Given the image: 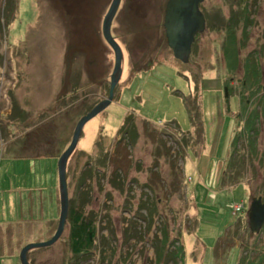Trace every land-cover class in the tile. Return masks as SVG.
I'll return each instance as SVG.
<instances>
[{"label":"rangeland","instance_id":"374dc122","mask_svg":"<svg viewBox=\"0 0 264 264\" xmlns=\"http://www.w3.org/2000/svg\"><path fill=\"white\" fill-rule=\"evenodd\" d=\"M110 2L0 0V219L26 199L8 187H41L44 156L56 171L78 118L107 96ZM165 2L119 1L113 98L67 160L69 201L96 227L90 253L72 254L67 219L56 241L27 251L30 264H251L264 254V224L251 232L247 216L252 197L264 201V0H202L205 27L186 62L167 46ZM254 105L256 132L241 135ZM57 218L0 224V264H21L22 247L49 239Z\"/></svg>","mask_w":264,"mask_h":264},{"label":"water","instance_id":"95a60500","mask_svg":"<svg viewBox=\"0 0 264 264\" xmlns=\"http://www.w3.org/2000/svg\"><path fill=\"white\" fill-rule=\"evenodd\" d=\"M120 0H111L106 13L103 16L101 32L104 40L114 53V65L110 74L108 94L99 100L86 113L76 121L70 137V141L57 159L59 213L56 228L51 237L45 241L27 243L20 250L21 264H30L27 259V251L31 248L43 247L52 244L61 234L68 209V191L66 182V164L69 156L73 153L77 139L85 122L103 110L113 98V90L120 76L121 51L115 39L110 33V24L116 12ZM202 0H166L163 15V28L166 43L174 58L181 62L188 60L191 43L196 33L203 31L205 17L199 8ZM248 226L251 232L260 231L264 224V201L261 196L251 198L248 205Z\"/></svg>","mask_w":264,"mask_h":264},{"label":"crops","instance_id":"0c3cea01","mask_svg":"<svg viewBox=\"0 0 264 264\" xmlns=\"http://www.w3.org/2000/svg\"><path fill=\"white\" fill-rule=\"evenodd\" d=\"M54 154H49L48 156H44L47 161L46 171H45V182L42 186H25V185H17L11 186L9 183L8 191L9 193H15L21 198V196L26 197L27 201L23 199L18 204L17 200L14 202V217L12 219H0V224L4 226L5 224H35V223H45L48 224L54 221L57 218V208H59V197H58V178H57V169L55 171V160ZM19 158H14L10 162H16ZM11 164V163H10ZM19 168V167H18ZM13 168V175H18L20 173V169ZM45 193L47 203L46 206L44 204H40V195ZM38 194V195H36ZM25 202V203H24ZM24 203V204H23ZM44 205V208H43ZM46 208V209H45Z\"/></svg>","mask_w":264,"mask_h":264},{"label":"trees","instance_id":"16d2710c","mask_svg":"<svg viewBox=\"0 0 264 264\" xmlns=\"http://www.w3.org/2000/svg\"><path fill=\"white\" fill-rule=\"evenodd\" d=\"M259 102H261V101L259 100L258 103ZM61 105L67 106V103L63 102ZM256 108H257L256 105H254L253 110H252L253 113H251L250 118L248 119V117H247L245 119V127H244L241 135L244 132L246 134H249V133L255 134L256 127L254 124H256V120L258 119V115L256 114V110H255ZM260 108H261V111L264 112V105H261L259 107V109ZM237 115L239 116V113H237ZM241 135H238V137ZM236 140H237V136H235L231 142L233 149L236 145ZM65 143L66 142H62L61 143L62 146ZM262 155H264V153ZM262 159L264 160V158H262ZM263 160H262V162H264ZM263 180H264V177H263ZM263 190H264V188H263ZM67 219H68V222L70 224V226H69L70 227L69 247H70V251L72 252V254L77 255V256H82V255H86V254L90 253V247L92 246L94 239L96 237V235H95L96 227H95L94 219H92L88 215L84 214L80 210V208H78L74 203H72V201L70 202L69 197H68V209H67L66 221H67ZM163 239H164V237L162 236L158 239V241H163ZM151 244L154 247L155 254H156V258H155L154 262L158 263L160 261L159 257L161 254H163V252H161V249L158 248L159 245L156 244V242L152 241ZM165 254H167V256H168V258H166V261L174 260V257L172 256L171 250H167V252L165 251L164 256H165ZM263 259H264V254H261L258 261H255V262L252 261L251 264H261Z\"/></svg>","mask_w":264,"mask_h":264},{"label":"built area","instance_id":"2783aa9c","mask_svg":"<svg viewBox=\"0 0 264 264\" xmlns=\"http://www.w3.org/2000/svg\"><path fill=\"white\" fill-rule=\"evenodd\" d=\"M242 206H243V204L242 203H238V204H236L235 205V207H234V209H233V211H235V210H238V209H241L242 208Z\"/></svg>","mask_w":264,"mask_h":264}]
</instances>
